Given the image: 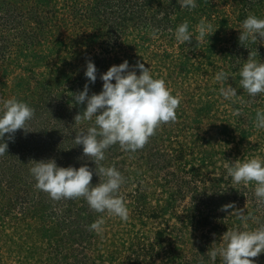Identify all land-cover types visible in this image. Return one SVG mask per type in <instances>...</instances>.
Instances as JSON below:
<instances>
[{"label":"rangeland","instance_id":"obj_1","mask_svg":"<svg viewBox=\"0 0 264 264\" xmlns=\"http://www.w3.org/2000/svg\"><path fill=\"white\" fill-rule=\"evenodd\" d=\"M144 2L0 0V101L16 97L35 109L28 131L17 130L15 137L29 134L50 144L42 154L41 139L15 150L13 158L0 155V264H212L210 248L228 229L244 230L245 222L234 209L222 211L223 205L234 203L250 213L248 229L264 225L255 182L234 184L224 168L226 161L264 158V129L254 127L264 94L249 96L238 74L251 50L264 61V39L258 36L248 48L239 41L249 14L264 18V0H196L187 13L177 0L156 1L153 9L172 4L184 11L177 25L187 19L193 33L185 43L175 39L173 22L166 30H156L154 20L142 23L150 13ZM202 17L213 32L199 43L196 25ZM125 59L151 66L179 94L180 105L176 120L162 123L143 148L130 152L117 143L105 151L100 164L115 165L126 180L120 194L130 211L122 221L97 213L83 197L53 200L35 187L34 178H26L29 168L18 160L27 159L30 167L42 159L76 167L86 158L95 169L83 145L74 143L76 134L94 126V117L75 122L86 103H76L73 94L86 83L89 95L98 94L101 74ZM89 60L97 68L94 84L85 76ZM221 69L230 74L227 83L238 97L220 95L214 77ZM60 134L65 136L59 141ZM91 183L98 184L99 177L94 174ZM100 216L103 231L89 230ZM252 259L264 264V253ZM215 264H222L219 256Z\"/></svg>","mask_w":264,"mask_h":264},{"label":"clouds","instance_id":"obj_2","mask_svg":"<svg viewBox=\"0 0 264 264\" xmlns=\"http://www.w3.org/2000/svg\"><path fill=\"white\" fill-rule=\"evenodd\" d=\"M177 2L181 9L189 12L197 7L196 0ZM189 24L186 19L176 26L174 34L178 42L185 43L193 39ZM241 27L243 31H240L239 41L245 47L250 42H256L258 36L264 39V18L249 14ZM196 31L195 39L200 43L208 33L213 32V25L202 17L196 25ZM155 35L156 31L153 32ZM257 52L250 51L249 58L238 73L239 86L251 97L264 94V61L255 59ZM85 76L92 84L97 79V68L91 60L87 62ZM229 77L230 74L223 69L214 77L215 81L221 83L219 93L224 99L238 97L237 88L227 83ZM100 79L103 85L98 94L89 95V83L78 94L72 93L76 103H86L85 110L75 116V122L91 121L94 117V126L76 134L74 143L83 145V154L92 158L90 160L94 161L95 169L88 164L79 168L71 165L61 167L55 159H42L32 160L29 171L36 181L35 187L48 193L53 200L83 197L97 213H107L127 221L130 210L124 196L120 194L121 186L126 182L125 177L115 165L105 167L100 161L105 159V151L117 143L130 152L143 148L162 123L176 120L180 96L173 95L166 81L156 78L151 66L146 67L139 60L130 64L125 59L119 65H112L101 74ZM34 115L35 109L16 97L0 101V155L8 152L7 141L15 139L17 130L28 131V122ZM254 127L264 129V110H257ZM5 134H8L7 138ZM224 168L234 184L254 181V194L258 201H264V158L252 156L234 162L226 161ZM94 174L99 177V183L95 185L91 183ZM228 209H234L232 214L245 222L244 230L228 229L219 245L211 247L207 256L212 264H215L218 256L222 264H256L252 258L264 253V225L248 229L246 221L251 218V214L237 209L234 203L221 208L222 211ZM104 224L105 217L100 216L88 228L100 233Z\"/></svg>","mask_w":264,"mask_h":264},{"label":"trees","instance_id":"obj_3","mask_svg":"<svg viewBox=\"0 0 264 264\" xmlns=\"http://www.w3.org/2000/svg\"><path fill=\"white\" fill-rule=\"evenodd\" d=\"M156 1L161 2V0H145L144 4L149 6V8H150L149 12L150 13L149 14L145 13L146 17H144L142 23L146 24L149 21L154 20L155 21V25L158 26V28L156 30H158V29H161V30L165 29L166 30L165 26H168V24H171L173 22V25H169V27L173 26V27L176 28V25L178 23V17H180V15L184 14V11L180 13L179 10H177L179 8H176L172 4L167 5L168 7L166 5H158L156 8L153 9L152 8L153 4ZM168 2L169 1H167L166 3H168ZM161 3L162 4L165 3V0L162 1ZM165 10H166V12H165ZM187 11L188 10H186V13H187ZM161 14H163V16H161ZM172 15L177 17V19L175 21L173 20ZM148 17H151V18H148ZM58 132H61V130H58ZM65 135L60 134L59 135V137H60L59 141L61 140V137L65 136ZM50 136H52V135L48 134L47 136H44V137L49 138ZM57 137H58V135H57V131H56L55 138H57ZM41 139L42 138L37 139V137H34L33 135H29V134L16 136L14 140L10 141V146L8 147V152H5L4 154L6 155L7 159H8V157L13 158L15 155H17L15 153V150H17V149H26V148H24L25 146L28 147V146L33 145L35 143L38 144L37 141L41 140ZM38 145L41 146L40 148H38V153L42 154V153L46 152L49 149V145H50L49 144V140H45V138H43L42 141H40ZM60 150L61 149L59 148V151ZM31 151L34 152V149H31ZM34 157L36 158V156H33V157H29L28 160L30 161ZM59 157H62V156L59 155ZM58 160L60 161L61 159H58ZM18 161H19L18 162L19 166L30 168V166L25 164V162H27V159H25L23 161H20V160H18ZM3 162L6 163L7 160H4ZM61 164H63V162ZM84 164H88V166H91V162L89 161V159L83 158L82 160H80L78 162L76 168H79L80 166H82ZM12 170L15 171L14 168H12ZM9 171H11L10 168H9ZM29 177L33 178L31 174H28L26 176V178H29Z\"/></svg>","mask_w":264,"mask_h":264}]
</instances>
